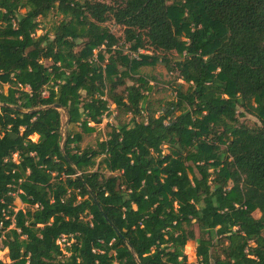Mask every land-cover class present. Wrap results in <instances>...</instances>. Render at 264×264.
Masks as SVG:
<instances>
[{
    "label": "trees",
    "instance_id": "16d2710c",
    "mask_svg": "<svg viewBox=\"0 0 264 264\" xmlns=\"http://www.w3.org/2000/svg\"><path fill=\"white\" fill-rule=\"evenodd\" d=\"M108 2L0 0V264H190V242L197 264H264V0ZM157 63L177 73L158 115L135 78ZM112 105L130 121L81 150Z\"/></svg>",
    "mask_w": 264,
    "mask_h": 264
},
{
    "label": "rangeland",
    "instance_id": "374dc122",
    "mask_svg": "<svg viewBox=\"0 0 264 264\" xmlns=\"http://www.w3.org/2000/svg\"><path fill=\"white\" fill-rule=\"evenodd\" d=\"M92 2H103L109 4L108 0H90ZM22 13L25 10L21 11ZM64 17L56 13L55 10L50 11L47 13L46 16L40 17L38 21L40 22L39 28L35 32V36L39 37L44 35L45 33H49L50 35L51 30L54 26H56ZM102 26L107 27L110 29V32L118 38L117 46H114L112 49V55L114 57H124L130 56V52L128 50V45L124 44V27L115 25L113 21H107L106 23L102 24ZM81 45V44H80ZM81 46H79L76 50L78 51ZM99 51H94V57L97 58ZM109 53L105 54V58H107ZM131 56H133L131 54ZM46 66L50 65V62H45ZM118 68H121V65L118 64ZM141 77L147 82L146 91L144 92L145 103L147 106L150 107L152 111H156V115H158L159 108H161L166 102L172 101L175 98L174 92V81L177 78V73H170L167 72L163 64L157 63L154 66H145L141 67L138 70V75L135 78ZM177 82V81H176ZM179 83H182L180 80ZM135 83V81H127L128 85ZM139 84V83H136ZM9 85L2 86V92H6ZM120 90V89H119ZM111 115L108 117H104L101 124L94 126L93 124H89L90 127L94 128V131L90 134H83V140L79 144L80 149H85L87 147L95 148L96 145L103 140L108 138V135L112 129V126H116L120 123H128L131 119L130 114L123 113L121 110L116 109L113 105L111 106ZM64 114L63 111H61ZM142 114V113H141ZM145 117L146 112L142 114ZM142 118V117H141ZM140 119V118H137ZM64 125H63V133L67 131L68 126H65L66 118L63 117ZM240 122H243L247 125H254L257 124V119L249 114H245L244 117L240 118ZM80 132L79 126H75L73 128V133ZM33 140L37 139V136L32 137ZM164 152L167 153L168 149L164 147ZM99 171L100 173L108 176L110 173L105 169L104 164L101 163V158L96 159L95 166L90 169V171ZM26 204H24L21 199L16 196L13 204L12 209L14 212L17 211H24L26 210ZM260 213L258 211L253 213L254 218H258ZM196 236L198 237V231L195 228ZM67 240L65 238L64 241H61L60 246L63 248L67 246ZM196 242H190L184 247V254L187 257V262L190 264H197L198 257L196 255ZM218 252V251H217ZM0 259L8 262L7 257L5 256V252L1 249L0 245Z\"/></svg>",
    "mask_w": 264,
    "mask_h": 264
},
{
    "label": "water",
    "instance_id": "95a60500",
    "mask_svg": "<svg viewBox=\"0 0 264 264\" xmlns=\"http://www.w3.org/2000/svg\"><path fill=\"white\" fill-rule=\"evenodd\" d=\"M46 108H54V109H56V110L63 111L65 115L67 114L66 109L63 108L61 105H58V104H55V105H52V106H49V107H46ZM15 109H16V110H19V111H22L20 108H17V107H15ZM34 111H35V110L28 111V112L32 113V112H34ZM68 122H69V118L66 117V123H65V126L68 125ZM66 133H67V131H65V132L63 133V136H64V137L66 136Z\"/></svg>",
    "mask_w": 264,
    "mask_h": 264
},
{
    "label": "built area",
    "instance_id": "2783aa9c",
    "mask_svg": "<svg viewBox=\"0 0 264 264\" xmlns=\"http://www.w3.org/2000/svg\"><path fill=\"white\" fill-rule=\"evenodd\" d=\"M64 240H65V237H62L61 239H59V240L57 241V244L60 245L61 241H64Z\"/></svg>",
    "mask_w": 264,
    "mask_h": 264
}]
</instances>
